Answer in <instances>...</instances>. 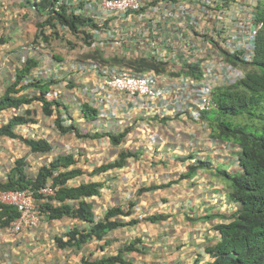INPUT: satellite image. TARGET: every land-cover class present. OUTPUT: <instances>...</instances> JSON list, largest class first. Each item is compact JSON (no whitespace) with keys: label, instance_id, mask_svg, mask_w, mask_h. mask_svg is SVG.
I'll use <instances>...</instances> for the list:
<instances>
[{"label":"trees","instance_id":"trees-1","mask_svg":"<svg viewBox=\"0 0 264 264\" xmlns=\"http://www.w3.org/2000/svg\"><path fill=\"white\" fill-rule=\"evenodd\" d=\"M23 1L34 8L31 0ZM54 2L55 0H35L36 9H34L44 18L39 21L37 38L49 41L54 34L58 39H63L64 34L60 32L61 26L69 27L73 34L78 35L79 29L88 25L84 17L68 14L66 11L55 12L52 9ZM257 13L258 18L264 21V0H257ZM49 27L53 29L51 35L47 32ZM80 33L84 34V42L90 43L89 37L92 36L87 33V30L83 29ZM88 53L84 57L104 62L100 49ZM122 60L125 62L127 58ZM131 60L132 65L129 67L134 68L135 71L149 69L162 71L166 67L155 59ZM229 60L245 71V77L231 86L217 88L214 93L215 108L208 112H212L213 117L210 118L205 114L202 116V121L210 129V137L222 142L229 149L230 153L222 162L229 171L219 169L218 162L213 160L220 156L216 158L208 154L201 159L191 155V159H196L188 167L187 172L181 174L180 179L192 178L199 169L214 170L213 175H219L223 179L229 202L236 205L235 209L218 214L223 221L217 223L215 229L220 234L221 240L206 247V252L212 259L209 264H264V27L257 38L252 61H239L230 57ZM114 65L126 66V64ZM38 66L40 61L37 57H27L21 67L16 70L15 80L0 96V115L4 111L21 110L24 105H29L24 114H15L7 122L0 124V137L19 139L33 152H51L55 147L48 139L25 138L17 132L18 126L36 122L32 117L34 110L30 106L34 102H39L45 116H56L55 126L62 134H74L85 138H101L108 135L111 142L117 146L127 139L129 128L120 133L106 131L107 133L83 135L76 118L69 112L66 102L54 96L55 89L51 88L54 81L51 78L39 79L33 76V71ZM31 87L36 88L37 92L30 93L31 95L24 92ZM51 92L53 97H50ZM81 114L91 125L99 118L97 110L88 104L82 105ZM68 121L71 122L67 123ZM138 154L140 151L123 149L114 162L95 167L91 173L95 175L114 168H122L128 164L129 158L138 157ZM79 163V159L74 154H61L50 163L43 165L36 176H31L26 171L25 160L21 158L16 161V166L6 179L0 178V191L28 188L38 190L48 181H53L58 190L42 205V211L46 217L49 220L70 217L92 223L90 229L73 228L68 233L67 241L59 238L62 247L67 245L80 248L93 238L103 239L109 232L119 227L139 222L137 218L130 221L121 218L132 215L134 202H130L129 210L121 206L109 208L104 219L96 222L94 203L91 199L102 195L104 183L89 180L71 184L72 180L86 173L82 167L78 166ZM155 188L157 186L142 188L140 193ZM18 216L19 212L14 206L0 202V228L9 226ZM147 219L154 223L167 219V216L155 214ZM135 243L131 242L121 248L116 255L109 257L94 261L83 257L81 264H131L125 258V253L136 250Z\"/></svg>","mask_w":264,"mask_h":264},{"label":"built area","instance_id":"built-area-1","mask_svg":"<svg viewBox=\"0 0 264 264\" xmlns=\"http://www.w3.org/2000/svg\"><path fill=\"white\" fill-rule=\"evenodd\" d=\"M52 9L87 19L88 25L79 30H87L91 44L84 42L80 31L78 35L89 51L100 49L103 55L121 59H155L166 66L162 71H135L93 58L70 65L76 76L89 71L99 78L91 86L79 82L77 103L88 104L106 121L127 120L125 126L133 125V114L200 120L202 112L215 107L217 88L245 77V71L229 57L252 61L264 26L257 17L255 0H55ZM226 10L231 12V21H224ZM47 29L51 34L53 29ZM60 30L73 35L65 25ZM181 65L189 77L179 76ZM141 127L150 142L164 143L158 132L148 130L145 123ZM206 150L215 156L227 155L222 142L210 140ZM57 190L49 181L38 190L0 191V202L19 212L6 229L11 234L36 230L46 217L43 203Z\"/></svg>","mask_w":264,"mask_h":264},{"label":"rangeland","instance_id":"rangeland-1","mask_svg":"<svg viewBox=\"0 0 264 264\" xmlns=\"http://www.w3.org/2000/svg\"><path fill=\"white\" fill-rule=\"evenodd\" d=\"M2 1H5V3ZM31 2L36 9L35 0H31ZM0 5H2L5 11L7 10V13H4L3 18L0 19V95H3L6 88L15 80L16 70L21 67L22 62L27 57H37V59L40 61V66H38L39 68L37 67L34 69L33 76H37L39 79L51 78L54 81L51 88L62 91L63 94L61 97L66 100L69 112L77 119L78 123H80L79 127L81 128V133L83 135L92 134L94 130L91 129L92 127L89 125L90 123L84 121L85 119H82L81 106L74 103L72 100L73 95L76 93L75 87L80 82L79 78L71 75V72L67 73L69 72L68 66L65 69H62V67L66 64H75L77 62H83L86 59L91 58L84 57V55L89 54L88 52L90 51L84 47L81 36L75 34H64L63 39H58L54 34L51 33L52 37L49 39V41H45L39 37L37 38L39 31V21L43 20L44 18L32 6H28L29 4H26L31 11L30 13L29 11L27 12V9H23V2L21 5L20 0H1ZM10 9L12 10L8 13ZM15 10L17 12H14ZM12 19L14 25H9L8 28H2V22H12ZM227 20H232L231 12L229 10L225 11L224 21ZM102 59L106 63L126 64V67L132 65L131 59H127L124 62L121 58H115L114 56L105 54L102 56ZM186 69L187 68L184 65L179 67L180 77H189ZM24 92L27 94H33L34 92H37V89L31 87L27 88V90ZM28 107L29 105H24L23 109L21 110L11 109L4 111L0 117V124L15 114H24ZM30 108L34 110V112L32 111V117L37 120V123H29L30 125L25 124L18 126L17 132L20 135L24 136L25 138H29L30 136L36 137L35 135H37L41 138L49 139L56 149L53 153L55 154L57 152L58 155L65 153L64 151L66 150L64 147L66 145L74 147L77 150L82 149L84 154L79 156V153H77L76 157L79 159L81 166L84 168V172L86 173L77 177L75 179V181H77L76 183L89 180L104 182V197L110 198L111 196L112 198L110 200H112V203L115 202L117 205L121 204L125 210L129 209L130 201L137 202V205L134 207V216L142 219L143 223L145 224L143 228L147 232H158V234L160 233L162 236L159 239L155 236L153 239L149 237V241L145 239L146 243L156 245L157 241H159V244L161 243L162 245L171 246V248L174 247L176 249L179 247L178 244L183 246V241H181V239H183L186 229L189 228L188 220L185 219L184 216L185 207L183 203L185 199L192 194L191 188L194 185H186L185 183L187 180L184 179L181 180L182 182L177 183L180 181L181 171H174L172 174L160 173L158 178L156 176V178H153L154 176L152 175L147 177L148 173L152 174L151 170L154 171L155 174L159 172L161 167L159 168L158 166H160L163 161L167 162V158H173L175 160L174 162L177 163L180 162L178 155H176L178 153H173L171 155L173 157H169L161 153V148L156 153L155 151L151 150L153 154H157L156 157L141 156L140 159H132L130 160L131 166L128 169H123L120 173V170L117 171V169H113L109 171V174L100 173L93 175L91 172L95 167L112 161V154L100 155V151L93 152L87 150L86 147H83L89 146L91 148L93 146H98V142L95 139H91L90 144L82 145V142H87L86 138L78 137L74 134L60 133L55 126L56 116H45L42 112L41 104L39 102H34ZM211 110L212 109L205 111L204 114L208 115L210 118L213 117L211 114L212 112L208 113ZM132 118L136 120H143L145 123H147V120H149L145 114H135ZM174 120L176 122H174L171 127L168 125L169 128L164 129L169 131H166L167 135H169L166 143L167 146H174L173 148H175L176 145L181 144L183 146L190 147V151L191 148H194L195 150L196 147L200 148V145H196V142L199 138H201L204 142L209 141L210 130L206 128L202 122L191 119L180 120L179 118ZM184 122H188V124H184ZM161 123L159 122L157 124L161 125ZM106 124L108 125V130H115L121 125H126L127 120L121 123L120 121H105L102 118H98L92 123L94 128L101 130L98 132H105L103 129ZM147 127L148 130L152 129L150 125ZM186 129H188L187 132H184ZM177 132H180L181 136H178ZM144 138L147 139L148 142L150 141L147 134L142 133V131H139L136 128L133 136H130L129 138V140H131L129 141V144H127L129 147L127 145H121V147L126 146L125 148H129V150L131 148L134 150L141 148L140 151H142L145 149V147L142 144H139V141L143 143ZM177 142L178 144H176ZM161 144V141L158 140L156 146H160ZM152 148L154 149L155 147L152 146ZM189 151L184 156H189ZM143 152H145V150H143ZM223 153L227 154V152L224 150ZM45 156L46 157L43 158L41 155L32 152L30 148L20 140L0 137V164L3 167V170H0V178L6 179L9 171L16 166V161L21 158L25 160V168L28 174L31 176H36L39 169L43 165V161H49L52 159V155L47 154ZM224 158L225 157H219L215 159V161L218 162L219 169L229 171V168L222 164ZM169 163L171 164V162ZM163 168L167 171L170 169L166 164ZM235 172V174H237V171ZM211 175V173H206L207 178L213 179L214 177ZM207 178L206 182L208 181ZM156 182L158 183L156 184ZM142 184L147 186L156 184V186H162V188L151 193L145 191V193L139 197L137 190L140 189ZM208 190L207 196L205 197L206 199L211 196V192H215V189L213 188ZM225 198L226 196L223 195L218 200H224L223 204H221L222 210L227 212L231 208H235V205L230 204L229 202L226 203ZM110 200H108V202ZM228 205H230V208L227 207ZM160 212H168V214H171L172 220L167 222L165 225H155L145 220L148 215ZM164 231L165 234L162 233ZM122 232L124 235H127L128 233V236L135 234L133 230L129 229H124ZM220 240L221 236L219 238V241ZM89 257L91 256L89 255Z\"/></svg>","mask_w":264,"mask_h":264},{"label":"crops","instance_id":"crops-1","mask_svg":"<svg viewBox=\"0 0 264 264\" xmlns=\"http://www.w3.org/2000/svg\"><path fill=\"white\" fill-rule=\"evenodd\" d=\"M2 2L5 3V1H2ZM22 2H23V9H27V12L29 11L31 13L28 7L31 5L28 2L26 3L25 1L20 0L21 5H22ZM26 4L27 5L29 4V5L27 6ZM11 10L12 9H10L8 13L11 12ZM22 11H25V10H22ZM14 12H17V11L15 10ZM4 13H7V10L5 11L2 5H0V19L3 18ZM1 25H2V28L3 27L8 28L9 25H14L13 19H12V22H7V23L2 22ZM70 65L72 64H66L62 67V69H65L67 66L69 68ZM72 73L74 76H76V73L74 72ZM76 77L80 78L81 80L80 82H82V84L84 83L89 86H91V83H93L92 81H99V78L95 74L90 73L89 71L83 76L78 75ZM79 89H81V84L79 85L78 83L75 87L76 93L73 95V99H72L74 103L76 104H78L76 100V96L79 95V92H80ZM62 94L63 93H60L59 89H55V92H54L55 97L64 100L61 97ZM65 99H68V98H65ZM64 101L66 102V100ZM134 115L135 114H133L132 117ZM82 119L84 120L83 117ZM7 120L2 123L7 122ZM132 120L134 119L132 118ZM132 120H128V123L132 122ZM139 121L140 122H136L133 125L135 127L132 126L129 129L128 137H126L127 139L121 145L129 144V141H131L129 140V138L130 136H133L136 128L139 131H142L143 129L141 127L142 123H141V120ZM70 122L71 121H69V123ZM76 122L77 124L80 125L77 119H76ZM159 122L161 123L160 120H150L149 124L145 123V126L147 127L148 125H150L152 127L151 129L152 131L158 132V134H160L159 136L161 138L163 137L164 143L161 144L160 146H156L152 142L150 141L148 142L147 139H145L146 138L145 137L143 139V143L139 141V144H142L145 147V149H143L145 150V152H143V150L140 151L141 148H138L136 150V151H140V154H138V157H131L128 159V164L126 166L122 168H114V169H117V171L120 170L119 171L120 173L123 169H128L131 166L130 160L132 159L134 160L137 158L140 159L141 156H144V157L155 156L156 157L157 154H153L151 150L155 151L156 153L158 152V150H160V148H161V153L169 157H173L171 156L173 153H178L176 155H178L180 162L177 163V162H174L175 160L173 158H167L168 160L167 162L163 161L162 164L158 166L159 168L161 167L159 172L155 174L154 171L151 170L152 174L148 173L147 177H150L149 175H152L154 176L153 178H156V177L158 178L160 173L161 174H172L174 171L175 172L181 171V174H184L187 172L188 167L191 164H193L196 159V158L191 159V155H194L201 159L203 158V155H202L203 149H206V147L210 146V139L208 142L202 141L201 138L198 139V141L196 142V145H200L201 150L200 148L196 147V150L194 148H191L189 151L188 146H183L181 144L179 145L178 142L176 143L178 145L175 144L176 145L175 148H173L174 146L169 147L166 145L169 135H167L166 133L167 130H164V129L169 128L168 125L171 127L172 124H174V122L176 121L175 120H164L161 123V125L157 124ZM35 123H37V120ZM184 124H188V122H184ZM89 125L92 127L91 129L94 130L92 135L96 134L98 131H101V130L94 128L93 125L91 124ZM107 127L108 125L106 124L103 129L105 133H107L106 131H114L116 133H120V132H124V130L127 129V128H124V125L119 126L115 130H108ZM187 130L188 129L184 130V132H187ZM175 132H176V129H175ZM35 136L36 137L30 136L29 138H34V139L41 138L37 135ZM86 139H87L86 140L87 142L85 143L82 142V145L90 144L91 139L92 140L95 139L98 142V146H95V147L93 146L91 148L89 146H83V147H86L87 150H90L93 152L100 151L101 152L100 155L112 154L111 162H114L118 158V155L123 149L129 150V148L128 149L125 148L126 146L121 147V145H118V146L114 145L111 142L108 135L106 136L104 135L101 138H86ZM127 146L129 147V145ZM152 146H154L155 148L153 149ZM180 148H184L186 152L182 154L179 152H175L176 150H180ZM64 149L66 150V146L64 147ZM187 149L189 151V156H184L185 154L188 153ZM55 150L56 149L54 148L49 153H37V152H34V153L41 155L43 158H45L46 157L45 155L47 154L52 155V159L49 160L51 162L55 157L58 156L57 152L55 154L53 153ZM130 150H134V149L131 148ZM66 151H64L65 152L64 154L71 153V154H74L75 157L77 156V153H79V156H82L84 154L82 149L77 150L74 147H71L70 151H67V152ZM49 161L44 160L43 165L48 164ZM169 162H171V164L173 165H171ZM165 164L170 168L169 171L164 170L163 167L165 166ZM78 166L82 167L81 163H79ZM0 170L1 171L3 170V167L1 164H0ZM212 172H214V170L206 171V170L199 169L192 178L184 179V180H187V182L185 183L186 185H194V186L191 188L192 194L188 198H186L183 203L185 207L184 216H185V219L188 220L189 228H187L186 231L184 232V235H183L184 240L181 239V241H183L182 242L183 246H181V244H178L179 247L177 249L174 247L171 248V246L162 245L161 243L159 244V241H157L156 245H152V244L145 242V239L149 241V239L150 238L153 239L154 236L158 237V239L161 238L162 236L160 235V233L158 234V232H154V231L147 232L143 228L145 224L143 223L142 219L134 216L135 214L134 207L137 205V202L130 201V202H134L132 215L127 216V217L123 216L121 218L124 219L125 221H130L131 219L137 218L139 222L133 225H127L125 227H119L109 232L103 239L93 238L89 242L85 243V245H83L80 248L75 247V246H67V245H65V247H62L59 243V240L62 239L64 241H67L69 238L68 233L75 227H78L79 229H90L91 224H92L90 222H83V221L70 218V217H63L61 219H54V220H49L48 218L45 217L43 218L39 227L36 230H29V231H25L20 234H11L6 228H0V264H81V260L83 257L88 256L90 261H94L96 259H101L103 257H109L112 255H116L121 248H124L126 245L130 244L131 242H136L135 243L136 250L131 251L129 253H125V258L131 264H209L211 262V259H210L209 254H207L206 252V247L209 245H213L219 241L220 234L218 233V231H216V229H214V227L217 223L223 221V219L219 217L218 214L220 212L226 213L225 210H222V205H221L223 204L224 200L223 201L222 199L218 200L226 192L225 184L223 182V179L219 175L217 176L213 175ZM106 173L109 174V171L105 172L104 174ZM206 173H211L212 174L211 176L214 177L215 179L207 178ZM206 178L208 179L207 182H206ZM181 180L183 179H180V181L177 183L182 182ZM76 182L77 181H75L74 179L70 183L77 184ZM157 183L158 182H156V184ZM156 184L155 185L153 184L150 186L142 184L140 189L137 190L138 196L140 197L143 193H145V192L140 193V190L142 188H149L152 186H156ZM104 188H105V184H104ZM104 188L102 189V195L100 197H93L91 199V201L94 203V215H95L96 222L104 219L109 208H112L115 206L122 207L121 204L117 205L115 202L112 203V200H110L112 198L111 196L110 198L104 197V192H103V190H105ZM161 188L162 186H157V188L153 190H148L146 192L148 193L155 192ZM212 188L215 189V192L213 193L211 192V196L206 199L205 197L207 196V192L209 191L208 189H212ZM108 200L110 201L108 202ZM130 202H129V209L131 208ZM155 214H163L167 216V219L165 220H161V221L154 222V223L151 222L155 225H160V224L165 225L167 222L172 220V216L171 214H168V212H160V213H155ZM155 214H151V215H155ZM151 215H148L147 217ZM145 220L149 221L147 218ZM124 229L133 230L135 234L128 236V233H127V235H124V233L122 232V230ZM162 233L165 234V231ZM111 239L114 241H112ZM88 254L91 257H89Z\"/></svg>","mask_w":264,"mask_h":264},{"label":"clouds","instance_id":"clouds-1","mask_svg":"<svg viewBox=\"0 0 264 264\" xmlns=\"http://www.w3.org/2000/svg\"><path fill=\"white\" fill-rule=\"evenodd\" d=\"M255 5H256V11H257V0H255ZM257 17H258V13H257ZM259 19V18H258ZM260 20V19H259ZM262 21V20H261ZM264 22V21H263ZM264 27V26H263ZM262 30V29H261ZM261 32V31H260ZM260 34V33H259ZM259 36V35H258ZM258 38V37H257ZM257 41V40H256ZM102 62V61H101ZM104 63H106V62H104ZM76 64V63H75ZM109 64H111V63H109ZM73 65V64H72ZM112 65H114V64H112ZM71 72V73H70ZM68 73H70L71 75H73V73H72V71H70L69 70V72ZM231 86V85H230ZM217 90V89H216ZM215 90V91H216ZM54 92H55V90H54ZM60 93H62V91H60ZM215 93V92H214ZM55 96V95H54ZM50 97H53V92H51V94H50ZM79 105V104H78ZM81 107H82V105H80ZM215 108V107H214ZM213 109V108H212ZM205 112V111H204ZM204 112H202V114H201V118H200V120H196V121H199V122H202L205 126H206V128H208L207 127V125L202 121L203 119H202V116H203V114H204ZM148 117V119L149 120H147V123L146 124H149V121L150 120H158L159 119V117H156V118H150L149 116H147ZM85 119V118H84ZM164 120H171V119H167V118H165V119H161L160 121L161 122H163ZM181 120V119H180ZM189 120V119H188ZM192 120V119H191ZM133 125L136 123V122H140L138 119L137 120H133ZM68 123H69V121H68ZM141 123H145L143 120H141ZM132 125V126H133ZM125 126V125H124ZM132 126H125L124 128H131ZM209 129V128H208ZM210 130V129H209ZM209 137H210V134H209ZM211 141H214V142H220V141H217V140H213L212 139V137H210L209 138ZM221 143V142H220ZM188 148H190V147H188ZM227 148V147H226ZM187 151H188V149H187ZM226 152H227V155H225V156H228V154L230 153L229 152V149H227V150H225ZM191 152H193V151H191ZM203 153L204 154H202L203 155V157L204 156H207L208 154H210L211 155V157H217V156H215L212 152H211V150H206V149H204L203 150ZM220 156V158H222V157H225V156H221V155H219ZM233 169L235 170V167H233ZM203 170V169H202ZM224 195H225V193H224ZM226 196V195H225ZM225 202L227 203V202H229V199L227 198V196H226V200H225ZM230 204H232L231 202H229ZM235 205V204H234ZM228 208H230V205H228L227 206ZM235 208H236V205H235ZM235 208H231V209H235ZM228 212V211H227ZM8 227V226H7ZM6 227V228H7ZM210 259H211V257H210ZM211 261H212V259H211Z\"/></svg>","mask_w":264,"mask_h":264}]
</instances>
